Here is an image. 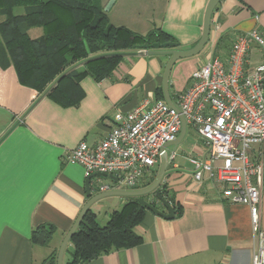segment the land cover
<instances>
[{
	"label": "crops",
	"instance_id": "0c3cea01",
	"mask_svg": "<svg viewBox=\"0 0 264 264\" xmlns=\"http://www.w3.org/2000/svg\"><path fill=\"white\" fill-rule=\"evenodd\" d=\"M208 2L166 0L155 27L173 36L179 48L192 47L201 38ZM253 29L264 36V0H221L212 14L203 51L173 66L169 85L173 102L178 103L179 94L192 84L199 66L212 56L228 62L238 36ZM169 58L140 49L127 51L111 75L102 80L92 75L81 79L75 101L69 105L21 83L15 67L0 62V264H43L53 251L58 252L88 200L84 168L68 162L66 152L83 140L99 143L118 115L146 100H158ZM248 59L250 66L264 62V50L254 46ZM188 128L191 133L185 140ZM167 153L171 161L160 187H166L174 199L175 217L165 218L146 208L137 227L142 236L139 244L113 249L89 264H252L259 238L253 231L250 206L228 201L209 180L193 178L190 157L207 154L196 131L188 125L185 137ZM114 182L109 176L91 178V184ZM131 197L110 196L91 210L105 225L111 213ZM153 198V194L145 196ZM157 206L166 211L160 202ZM260 223L264 231V184ZM41 225L55 229L49 245L32 240L34 229ZM68 247L73 254L70 241L65 250Z\"/></svg>",
	"mask_w": 264,
	"mask_h": 264
},
{
	"label": "built area",
	"instance_id": "2783aa9c",
	"mask_svg": "<svg viewBox=\"0 0 264 264\" xmlns=\"http://www.w3.org/2000/svg\"><path fill=\"white\" fill-rule=\"evenodd\" d=\"M254 46L264 50L257 29L238 36L228 62L212 56L193 72L192 84L179 94V111L166 99L146 100L118 115L99 143L83 140L68 150L66 160L81 165L86 178L115 175L113 185L93 183L98 191L137 189L159 165L163 147L178 137L183 116L207 148L206 156L190 157L193 178L209 180L228 201L250 206L259 238L252 264H264V62L249 65Z\"/></svg>",
	"mask_w": 264,
	"mask_h": 264
},
{
	"label": "trees",
	"instance_id": "16d2710c",
	"mask_svg": "<svg viewBox=\"0 0 264 264\" xmlns=\"http://www.w3.org/2000/svg\"><path fill=\"white\" fill-rule=\"evenodd\" d=\"M18 6H25L26 12L15 14ZM0 10L4 16L0 21V62L11 63L21 83L64 105L74 103L81 79L92 75L102 80L111 75L127 51L155 42H177L158 27L141 34L112 25L101 0H0ZM34 27L43 29L41 36L29 34ZM78 64L82 66L75 68ZM157 99H165L163 87L158 89ZM157 172L154 169L137 188L150 185ZM160 189L176 211L166 187ZM146 210L137 197H131L101 225L89 209L70 240L73 254L67 264H89L113 249L139 244L142 236L137 227ZM54 231L52 225H41L34 229L32 240L49 245ZM56 259L57 251H53L43 264H56Z\"/></svg>",
	"mask_w": 264,
	"mask_h": 264
},
{
	"label": "water",
	"instance_id": "95a60500",
	"mask_svg": "<svg viewBox=\"0 0 264 264\" xmlns=\"http://www.w3.org/2000/svg\"><path fill=\"white\" fill-rule=\"evenodd\" d=\"M221 0H209L205 15H204V22H203V30H202V35L199 41L193 45L192 47L189 48H179V43L178 42H155L152 43L151 45H144L140 48L141 52L147 54V55H168L170 56L168 64L165 69L164 73V80H163V90H164V96L167 102L174 108H176L178 111V107L176 103L173 102L171 95H170V90H169V85H170V76L171 72L173 69V66L175 62L179 59L182 58H187V57H192L195 56L199 53H201L206 46V44L209 41L210 38V33H211V21H212V14L214 12V9L218 5V3ZM187 131V123L185 118L182 116V128L181 131L178 135V137L171 142H168L162 149V155H161V160L159 164V169L156 175V178L154 181L143 188H137V189H110L106 191H98L95 186L91 184V178L93 176H109L113 180L116 181L115 175L111 174H105V173H94L91 177L86 179V193L88 196V200L85 203V205L82 207L77 219L75 220L73 226L69 230V232L65 235L59 249L57 252V259H56V264H63V258H64V253L65 249L71 240L73 234L77 230L78 226L80 225L85 213L91 209V207L97 203L98 201L110 197V196H116V195H123V196H132V197H137L138 201L144 205L147 209L157 213L158 215H161L165 218H173L175 217L176 211L172 205V203L167 200L160 189V185L167 173L168 166L170 164L171 158L169 157L167 153V148L170 146H174V148L177 147V145L182 141V139L185 137ZM148 194H153L154 198L152 200H147L145 199V196ZM161 203L166 208V211H162L158 206V202Z\"/></svg>",
	"mask_w": 264,
	"mask_h": 264
},
{
	"label": "rangeland",
	"instance_id": "374dc122",
	"mask_svg": "<svg viewBox=\"0 0 264 264\" xmlns=\"http://www.w3.org/2000/svg\"><path fill=\"white\" fill-rule=\"evenodd\" d=\"M112 2L113 0H110L108 3L107 0H101L103 9L107 13L108 19L112 25L123 26L132 31L146 34L151 29L156 28L155 23L160 21L166 0H115L113 5ZM25 12V6H18L14 9L15 14H23ZM3 18L0 12V21ZM133 28H137V30L142 32L136 31ZM29 31L32 36H35L38 32L43 33L41 27L32 28V30ZM190 133V128H188V134L185 140L189 137L188 135H190ZM167 149L171 153V146ZM176 159L179 160V156H177ZM100 217L102 218L103 216L100 215ZM71 258L72 250L68 247L64 253L63 264H67Z\"/></svg>",
	"mask_w": 264,
	"mask_h": 264
}]
</instances>
